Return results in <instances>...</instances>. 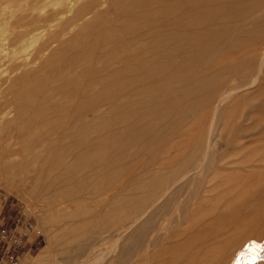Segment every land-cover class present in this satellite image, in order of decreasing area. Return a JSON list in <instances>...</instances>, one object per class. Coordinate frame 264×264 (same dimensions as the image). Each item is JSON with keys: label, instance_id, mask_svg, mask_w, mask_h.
I'll use <instances>...</instances> for the list:
<instances>
[{"label": "rangeland", "instance_id": "374dc122", "mask_svg": "<svg viewBox=\"0 0 264 264\" xmlns=\"http://www.w3.org/2000/svg\"><path fill=\"white\" fill-rule=\"evenodd\" d=\"M195 1L0 0V195L8 200H0V217L13 228L10 206L18 200L25 215L17 234L26 224L33 230L18 250L19 264H177L212 228L211 216L225 212L213 214L220 205L254 208L238 237H264V0ZM227 15L230 22L221 20ZM170 16L178 21L165 32ZM204 34L215 37L208 44L194 37ZM142 110L161 117L151 124ZM39 111L46 114L32 117ZM99 139L112 141L99 154L108 167L95 162L86 172L68 171L76 141L84 150ZM7 145L18 153L12 161L24 165L14 175L1 161ZM62 184L92 186L63 204ZM135 184L179 192L102 256L107 238L95 218ZM94 185L111 199L109 208L83 201ZM233 249L215 264H227Z\"/></svg>", "mask_w": 264, "mask_h": 264}, {"label": "bare ground", "instance_id": "6f19581e", "mask_svg": "<svg viewBox=\"0 0 264 264\" xmlns=\"http://www.w3.org/2000/svg\"><path fill=\"white\" fill-rule=\"evenodd\" d=\"M2 1V0H1ZM154 1V0H153ZM190 1V0H189ZM199 0H196L195 2H198ZM28 2V1H27ZM237 2V1H236ZM250 2V0H249ZM154 3V2H153ZM248 3V2H247ZM83 4V3H82ZM151 4V3H150ZM176 4V3H175ZM251 4V3H250ZM66 5V4H65ZM264 6V5H263ZM100 7V6H99ZM238 7V6H237ZM2 8V7H1ZM175 8V6H174ZM228 9V8H227ZM238 9V8H237ZM78 10V9H77ZM160 10V9H159ZM184 10V9H181ZM244 10V9H243ZM263 10V8H262ZM18 11V10H17ZM58 11V10H57ZM161 11V10H160ZM173 10H171L172 12ZM175 11V10H174ZM180 11V10H179ZM241 11V10H240ZM163 12V11H162ZM169 12V11H168ZM177 12V11H176ZM254 12V11H253ZM260 12V11H259ZM184 13V12H183ZM182 13V14H183ZM165 14V13H164ZM102 15V14H101ZM159 15V14H158ZM173 15V13H172ZM175 17L176 15L179 14H174ZM186 15V14H185ZM241 12H240V19L241 20ZM74 16V15H73ZM169 16V15H168ZM228 16V15H227ZM231 16V15H230ZM234 16V15H233ZM175 17H171L169 18V23L168 25H162V27H164L165 32L168 31H172L175 26V23L178 21L177 18ZM179 17V16H178ZM244 17V16H243ZM77 18V17H76ZM94 18V17H93ZM153 18V17H152ZM166 18V17H165ZM180 18V17H179ZM149 19V18H148ZM164 19V18H163ZM226 19V20H225ZM225 19H221L224 22H230L232 18H230L229 16L226 17ZM83 20V19H82ZM182 20V18H181ZM180 20V21H181ZM186 20V19H185ZM216 20V19H215ZM235 20V19H234ZM259 20V19H257ZM264 20V19H263ZM165 21V20H164ZM204 21V20H203ZM209 21H211L209 19ZM246 21V20H245ZM216 22V21H213ZM258 22V21H257ZM76 23V22H75ZM149 23V21H148ZM155 23V21L153 22ZM167 23V22H164ZM209 23V22H207ZM205 23V24H207ZM239 23V22H238ZM262 23V22H261ZM178 24V23H177ZM182 24V23H180ZM178 24V25H180ZM226 24V23H225ZM208 25V24H207ZM212 25V24H211ZM143 26V25H142ZM182 26V25H180ZM179 26V27H180ZM185 26V25H184ZM221 26V25H220ZM235 26V25H233ZM7 27V26H6ZM156 27V26H155ZM177 27V25H176ZM187 27V26H186ZM209 27V26H208ZM231 27V26H230ZM237 27V24H236ZM257 27V24H256ZM151 28V27H150ZM223 28V27H222ZM235 28V27H234ZM143 29V28H142ZM180 29V28H178ZM182 29V28H181ZM198 29V28H197ZM229 29V28H228ZM233 31V28H231ZM258 29V28H257ZM264 29V28H259V30ZM189 30V29H188ZM201 30V28H200ZM247 30V29H246ZM1 31V30H0ZM182 31V30H181ZM180 31V32H181ZM186 31V30H185ZM183 31V32H185ZM230 31V30H228ZM239 31V30H238ZM236 31V32H238ZM138 32H140L138 30ZM150 32V31H149ZM235 32V31H234ZM233 32V34H234ZM65 33V32H64ZM137 33V31H136ZM145 33V32H144ZM147 33V31H146ZM157 33V32H156ZM161 33V32H160ZM171 33V32H170ZM188 33V32H187ZM195 32H193L192 34H194ZM213 33V32H212ZM264 33V32H263ZM148 34V33H147ZM177 34V33H174ZM1 35V34H0ZM171 35V34H168ZM167 35V36H168ZM185 35V34H184ZM226 35V33L224 34ZM239 35V34H238ZM135 36V35H134ZM164 36V35H162ZM187 36V35H185ZM240 36V35H239ZM242 36V35H241ZM240 36V37H241ZM75 37V36H74ZM141 37V36H140ZM177 37V36H176ZM175 37V38H176ZM194 37H196L197 41H201L204 42L206 44H208L211 39L215 36L212 37L211 34H204L203 36H198V35H194ZM223 37V36H222ZM221 37V38H222ZM166 38V37H165ZM182 38H185L184 36ZM211 38V39H210ZM179 38L177 37V40ZM219 39V38H216ZM70 40V39H69ZM134 40V39H133ZM184 40V39H183ZM221 40V39H220ZM218 40V41H220ZM235 41V40H234ZM70 42V41H69ZM118 42V41H116ZM196 42V41H195ZM204 44V46L206 45ZM241 44V43H240ZM239 44V45H240ZM63 45V44H62ZM99 45V44H98ZM120 45V44H118ZM215 45V44H214ZM209 47L212 46V44L208 45ZM127 47V46H126ZM217 47V46H216ZM139 48V47H138ZM167 48V47H166ZM211 48V47H210ZM218 48V47H217ZM75 49V48H74ZM123 50V49H122ZM196 50V49H195ZM70 51V50H69ZM73 51V50H72ZM71 51V52H72ZM61 53V52H60ZM96 54H93V56ZM29 56V55H28ZM77 56V55H76ZM149 57V56H148ZM77 58V57H75ZM82 59V58H81ZM142 59V58H141ZM37 60V59H36ZM70 60V59H69ZM154 60V59H153ZM158 60V59H157ZM206 60V59H205ZM262 60V59H261ZM264 60V57H263ZM137 63V62H136ZM10 64V63H9ZM48 64V63H47ZM237 64V63H236ZM235 64V65H236ZM45 65V64H44ZM2 66V65H1ZM0 66V67H1ZM11 66V65H10ZM14 66V65H13ZM29 66V65H28ZM94 66V65H93ZM165 66V63H164ZM167 66V64H166ZM233 66V65H231ZM21 67V65H20ZM25 68V67H24ZM45 68V67H44ZM15 69V68H14ZM95 69V68H94ZM181 69V68H179ZM248 69V68H247ZM18 70V69H17ZM91 70V69H90ZM233 70V69H232ZM231 70V71H232ZM27 72V71H26ZM25 72V73H26ZM60 72V71H59ZM87 74V73H86ZM91 74V73H89ZM27 75V74H26ZM29 75V72H28ZM35 75V74H34ZM231 76V75H230ZM90 77V76H89ZM224 77V76H223ZM22 78V77H21ZM101 78V77H100ZM213 78V77H212ZM221 78V77H220ZM219 78V79H220ZM227 78V77H225ZM214 79V78H213ZM0 80H2L0 78ZM101 80V79H100ZM2 82V81H1ZM70 82V81H69ZM97 82V81H96ZM103 82V81H102ZM229 82V80H228ZM101 83V82H100ZM184 84V83H183ZM202 83H196V86L200 85ZM203 85V84H202ZM222 85V84H221ZM117 86V85H116ZM201 86V85H200ZM218 86V85H217ZM220 86V85H219ZM224 86V85H223ZM16 87V86H15ZM221 87V86H220ZM22 88V86H21ZM88 88V87H86ZM127 88V87H126ZM222 88V87H221ZM20 89V88H19ZM127 90V89H126ZM125 90V91H126ZM239 89H236L235 91H232L230 93H227L224 95H222L220 97V99L218 100L219 102L225 101L229 95H231L233 92H239ZM129 91V90H128ZM149 91V90H147ZM92 92V91H91ZM90 92V93H91ZM115 93V92H114ZM152 93V92H151ZM65 94V93H64ZM55 96V95H54ZM53 96V97H54ZM82 96V94H81ZM164 96V95H163ZM25 97V96H24ZM40 97V96H39ZM183 97V96H182ZM56 98V97H55ZM22 99V98H21ZM44 99V97H43ZM118 99V98H116ZM212 99V98H211ZM5 100V99H4ZM54 100V99H53ZM7 101V100H6ZM17 102V100H15ZM37 101V100H36ZM179 101V99L177 100ZM9 102V101H8ZM20 104L21 102L18 101ZM24 102V101H23ZM144 102V101H143ZM148 102V101H147ZM19 103H17V105H19ZM35 103V102H34ZM174 103V101L172 102V104ZM4 104V102H3ZM23 104V103H22ZM26 104V103H25ZM32 104V103H31ZM94 104V103H93ZM2 105V104H0ZM16 105V104H15ZM16 105V106H17ZM146 105V104H145ZM144 105V106H145ZM150 105V104H149ZM171 105V104H170ZM20 106V105H19ZM18 106V107H19ZM33 106V105H32ZM80 106V105H79ZM143 106V105H142ZM173 106V105H172ZM171 106L172 109H175ZM217 106V105H216ZM23 110H24V106H22ZM35 107V106H34ZM33 107V108H34ZM127 107V106H125ZM7 108V107H6ZM8 109V108H7ZM17 109V107H16ZM56 109V108H55ZM1 110V109H0ZM21 110V107L20 109ZM51 110V109H50ZM162 110V109H161ZM170 110V109H169ZM6 111V110H5ZM25 111V110H24ZM23 111V112H24ZM60 111V110H55ZM54 111V112H55ZM137 111V110H136ZM136 111H134L133 114H135L136 118L139 117L140 115H137ZM139 111V109H138ZM144 110H142L143 112ZM152 112L149 113H155L154 115H148V110L146 111L147 114H145L146 112H143L144 115L142 116H146L148 117V119H150L149 122L151 124H153L156 119L155 118H159L161 117V115L158 112V115L156 113V110H151ZM158 111V110H157ZM168 111V110H167ZM175 111V110H174ZM1 112V111H0ZM17 112V111H16ZM20 111V114L23 116L24 113ZM27 112V109H26ZM51 112V111H49ZM126 111L124 110V113ZM136 112V113H135ZM141 112V111H140ZM141 112V113H142ZM2 113V112H1ZM33 115L32 117H36V116H43L45 113V111L42 113V111H39L38 113H34L32 112ZM42 113V114H41ZM59 113V112H58ZM102 113V112H101ZM132 113V112H129ZM161 113V112H160ZM164 113L167 114V112ZM164 113L162 112L161 114L163 115V120L168 118L166 115H164ZM56 114V113H55ZM60 114V113H59ZM116 114V113H115ZM183 114V113H181ZM28 115V113H27ZM26 115V118H28ZM49 116V114H47ZM45 115V116H47ZM44 116V117H45ZM52 116V115H51ZM54 116V115H53ZM122 116V115H121ZM132 116V115H131ZM1 117V116H0ZM124 117V115H123ZM122 117V118H123ZM153 119H151V118ZM166 117V118H165ZM172 117V116H171ZM39 118V117H38ZM41 118V117H40ZM98 118V117H97ZM129 118V117H128ZM48 119H50L48 117ZM126 119V118H125ZM122 120L125 121L126 120ZM144 119V117H143ZM160 119V118H159ZM27 120V119H26ZM129 120V119H128ZM132 120V119H130ZM134 120V119H133ZM163 120L159 121V122H163ZM181 120V119H180ZM149 120H147L148 122ZM142 122V121H141ZM145 123V121H143ZM58 123V122H57ZM66 123V122H65ZM120 123V122H119ZM14 125V124H13ZM12 125V128H13ZM148 125V123H147ZM152 126V125H151ZM178 126V125H177ZM182 126V125H181ZM41 127V125H40ZM52 127V126H51ZM152 127H150L151 130ZM133 130V129H132ZM132 130L130 129V131L128 132H132ZM135 130V129H134ZM133 133L137 132L135 131ZM147 130V129H146ZM149 130V129H148ZM154 131V130H153ZM146 132V131H145ZM53 134V133H52ZM56 134V133H54ZM136 134V133H135ZM123 135V133H119V137L121 138ZM138 135V134H136ZM154 135V134H153ZM152 135V136H153ZM172 135V134H171ZM148 136V134H147ZM112 139V138H111ZM118 139V138H117ZM79 140V138H78ZM60 141V140H59ZM109 140V142H105L103 140H98L96 146L93 147H88L87 149L82 150V146L81 144L82 141L77 142L76 141V149H77V155L76 158L74 159L73 163L71 164V166H69L68 164H66V168H68L67 170H75L77 168L79 169H83L84 172H86L88 170V167L92 166L93 163L97 162V163H101L102 165H104V168H107L108 165L110 164V162L107 160V158H99V154H102L103 151H106V148L108 146L111 145L112 141ZM163 141V140H162ZM115 142V141H113ZM148 146V145H147ZM119 147V146H118ZM11 148H13L12 146H8L6 147L5 150V155L3 156V158H1L2 164L5 167V169L8 171L7 173H10L11 175L17 174L18 172L22 171L23 168V164H18V163H14L12 161V157H15L18 155L17 150H12ZM70 148V147H69ZM14 149V148H13ZM150 149V148H149ZM152 149V148H151ZM25 151V150H24ZM22 152V151H21ZM25 153V152H23ZM56 153V152H55ZM54 153V154H55ZM69 155V153H68ZM118 160V159H117ZM116 161V159H115ZM10 162V163H8ZM96 167V165H94L91 169H94ZM97 168V167H96ZM37 171V170H36ZM73 172V171H72ZM96 175H99L102 172V169H97L96 171ZM78 174V173H77ZM146 180V179H145ZM136 181V180H135ZM92 186L91 184H81L80 186H77L79 190H76L77 187L73 188L74 186H70V184H62L61 189H59V193L60 195H67L68 197H62L63 199V204H67V200H69L70 198H74L73 196L76 194H79L78 191H80V193L86 192V189ZM179 187V186H178ZM181 187V185H180ZM71 189H73L71 192V194H68L67 192L70 191ZM94 189V193L92 191H88L86 198H83V201H89L92 204H95V206L97 208H109L108 202L111 201V199L109 198H101L102 196H104L105 194H100L96 188V185H94L93 187ZM167 189L166 194H164V190ZM56 190V189H55ZM54 191V190H53ZM78 192V193H77ZM82 192V193H83ZM126 192V191H125ZM179 190L177 188V186H170L169 184H135V186L131 187L128 190L127 193V197L125 199H122L118 202H113L112 204H110V208L105 211L102 212L100 214L97 215V217L95 218V223H97L99 226V230L100 233L102 235H104L107 238V242H103L101 244L100 247V253L103 256L105 254V252H107V254H109V256H111L113 253H115L117 247L122 244L123 238L121 237L125 232H128L130 229H132L133 227H135L136 224H139L141 222H146L145 220H147L155 211L159 210L162 206H168L170 204V202L173 200V198H175V194H178ZM84 196V195H83ZM198 196V195H197ZM196 196V197H197ZM120 198V197H119ZM167 198V199H166ZM166 199V200H165ZM175 200V199H174ZM173 202V201H172ZM178 203V202H177ZM183 203V202H182ZM176 204V203H175ZM181 204V203H180ZM193 204V203H192ZM172 205V203L170 204ZM195 205V204H194ZM94 206V207H95ZM180 206V205H179ZM171 207V206H170ZM221 208H223L225 210L224 213L216 215V211H219ZM178 209V208H177ZM254 209V208H253ZM253 209L250 208V210L243 212V209L241 211V206H239L238 209L232 211V210H228L226 209V207L224 208L223 205L217 206L216 210L215 208H213V214H215L214 216H211L212 219L211 221V229L207 232L204 233L200 236L197 237V241L193 243L192 246L189 247L188 249V253L186 254V256H184L183 258H181V260H179V262L177 264H215L220 262L221 260L224 259V257L228 254L229 251V247L233 246L234 249L232 250V254L230 255V259L228 260L227 264H248V262L250 260L256 261L259 260V263L256 264H264V262H262L263 260L261 259V255L260 253L264 251V237L262 236L261 231H257V232H243L241 233V235L238 237V233L239 231L242 229V227L244 226V224L247 222V217L249 214H253ZM167 212L168 209H165ZM244 210H247L244 208ZM172 211V210H171ZM175 211V210H174ZM173 211V212H174ZM169 212V211H168ZM57 213V212H56ZM87 213H89L87 211ZM171 213V212H170ZM169 213V214H170ZM168 214V213H167ZM156 215V214H155ZM154 215V218L157 216ZM164 215V214H162ZM175 215V214H174ZM250 216V215H249ZM91 215L88 216V218H90ZM152 217V216H151ZM179 217V216H178ZM162 218V217H161ZM251 218V217H249ZM252 219H254L252 217ZM172 220V219H171ZM162 221V220H161ZM167 222V221H166ZM153 223V222H152ZM151 224V223H150ZM157 224V222H156ZM149 225V224H148ZM170 225V224H169ZM84 227V224H83ZM144 228V227H143ZM139 229V228H138ZM168 229V228H167ZM150 230V229H149ZM170 230V228H169ZM148 231V230H147ZM146 231V232H147ZM246 231V230H245ZM143 232V231H142ZM174 232V231H173ZM154 233V232H153ZM126 235V234H125ZM139 234L135 235L138 236ZM146 236V235H145ZM66 237V236H65ZM126 237V236H125ZM167 237V236H166ZM238 237V238H237ZM137 239V238H136ZM139 239V238H138ZM142 239V238H141ZM146 240V238H145ZM151 240V239H150ZM158 240V239H157ZM130 241V240H129ZM134 241V240H133ZM137 242V241H136ZM159 243V242H158ZM143 244V243H142ZM134 245V244H133ZM132 246V245H131ZM138 246V245H136ZM135 246V247H136ZM141 246V245H140ZM85 247V246H84ZM121 247V246H120ZM119 247V248H120ZM118 250V249H117ZM136 250V249H135ZM134 250V251H135ZM132 251V250H131ZM131 251H129L128 253H130ZM180 252V251H179ZM106 255V254H105ZM102 258V257H101ZM178 258V257H177ZM87 260V259H86ZM97 260V259H96ZM99 264V263H98Z\"/></svg>", "mask_w": 264, "mask_h": 264}, {"label": "built area", "instance_id": "2783aa9c", "mask_svg": "<svg viewBox=\"0 0 264 264\" xmlns=\"http://www.w3.org/2000/svg\"><path fill=\"white\" fill-rule=\"evenodd\" d=\"M0 200L4 204L7 203V197L0 195ZM22 203L18 200L10 206L11 215L14 216V227L10 226V218L0 217V264H19V249H23L29 241L32 234V225L26 224L25 230L21 234H17L18 227L21 225V218L25 212H21ZM29 247L32 244L29 242ZM264 262V251L260 253Z\"/></svg>", "mask_w": 264, "mask_h": 264}, {"label": "crops", "instance_id": "0c3cea01", "mask_svg": "<svg viewBox=\"0 0 264 264\" xmlns=\"http://www.w3.org/2000/svg\"><path fill=\"white\" fill-rule=\"evenodd\" d=\"M32 249V246L29 247L28 251H30Z\"/></svg>", "mask_w": 264, "mask_h": 264}]
</instances>
